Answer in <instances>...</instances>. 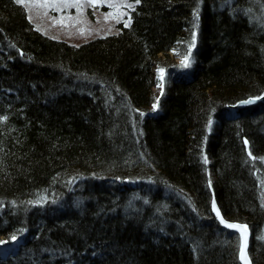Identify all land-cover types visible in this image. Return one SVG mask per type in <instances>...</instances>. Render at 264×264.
Here are the masks:
<instances>
[{
    "label": "trees",
    "instance_id": "obj_1",
    "mask_svg": "<svg viewBox=\"0 0 264 264\" xmlns=\"http://www.w3.org/2000/svg\"><path fill=\"white\" fill-rule=\"evenodd\" d=\"M80 44L0 0V264H264V0H140ZM159 109L155 66L175 47Z\"/></svg>",
    "mask_w": 264,
    "mask_h": 264
},
{
    "label": "rangeland",
    "instance_id": "obj_2",
    "mask_svg": "<svg viewBox=\"0 0 264 264\" xmlns=\"http://www.w3.org/2000/svg\"><path fill=\"white\" fill-rule=\"evenodd\" d=\"M21 4L25 5L31 21L35 22L42 32L75 44L117 32L119 23L130 22L134 7V2L130 0H97L95 4L89 3V0H23ZM186 48L175 47L168 58L161 54L163 60L154 68L156 84L152 93L155 102L149 110L159 109V99L164 94L172 65L190 64L192 44L187 52ZM158 69H163V72H158ZM259 230L258 239L264 242V225ZM0 241H3L0 243V251L3 249L5 254H8L14 246L13 238L9 240L2 236Z\"/></svg>",
    "mask_w": 264,
    "mask_h": 264
},
{
    "label": "water",
    "instance_id": "obj_3",
    "mask_svg": "<svg viewBox=\"0 0 264 264\" xmlns=\"http://www.w3.org/2000/svg\"><path fill=\"white\" fill-rule=\"evenodd\" d=\"M262 97V96H260ZM251 98H254L253 96L251 97H247L246 99H242L239 100L238 102H236V104L234 105V107H242V106H246L247 104H255L258 103L259 100H255L254 102L251 103H242L245 100H250ZM212 205H211V210L213 215L215 216V218L221 222V224L228 230H232L235 231L239 234V242H240V247H239V255H238V259H239V263L241 264H258L253 262L252 258H251V254L249 252V248H250V239L252 236V230L250 229L249 225L244 222V221H238V220H233V219H227L224 215L222 210H220L219 205L217 204L216 199H214V197L212 198ZM213 203L215 204V209L213 208ZM223 221V222H222ZM228 224H232V225H240L241 227L238 228H234V227H228ZM246 226V227H245Z\"/></svg>",
    "mask_w": 264,
    "mask_h": 264
},
{
    "label": "snow or ice",
    "instance_id": "obj_4",
    "mask_svg": "<svg viewBox=\"0 0 264 264\" xmlns=\"http://www.w3.org/2000/svg\"><path fill=\"white\" fill-rule=\"evenodd\" d=\"M16 2L17 3H23V0H16ZM96 2H97V0H89V3L95 4ZM136 3L139 4L140 3V0H136ZM129 7H131V5H129ZM127 26H128V24H127V22H125V27H127ZM185 59H187V58H185ZM184 66L187 67L189 65L185 64ZM158 72H163V69H158ZM262 98H264V97L257 96V97L251 98L250 100H245L242 103L247 104V103L254 102L255 100L262 99ZM153 108L155 109V105L153 106ZM213 208L215 209V204L214 203H213ZM227 226L228 227H234V228L241 227L240 225H232V224H228ZM0 243H3V241H0Z\"/></svg>",
    "mask_w": 264,
    "mask_h": 264
},
{
    "label": "bare ground",
    "instance_id": "obj_5",
    "mask_svg": "<svg viewBox=\"0 0 264 264\" xmlns=\"http://www.w3.org/2000/svg\"><path fill=\"white\" fill-rule=\"evenodd\" d=\"M20 240H21L22 243L24 242L23 238H21ZM5 253H6V252L3 251V249H2V251H0V255H5Z\"/></svg>",
    "mask_w": 264,
    "mask_h": 264
}]
</instances>
